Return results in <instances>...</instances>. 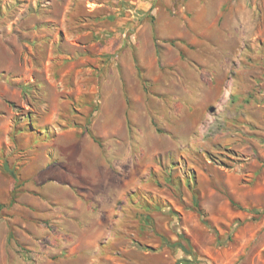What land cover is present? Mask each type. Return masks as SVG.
I'll return each instance as SVG.
<instances>
[{"label": "rangeland", "instance_id": "374dc122", "mask_svg": "<svg viewBox=\"0 0 264 264\" xmlns=\"http://www.w3.org/2000/svg\"><path fill=\"white\" fill-rule=\"evenodd\" d=\"M0 264H264V0H0Z\"/></svg>", "mask_w": 264, "mask_h": 264}]
</instances>
